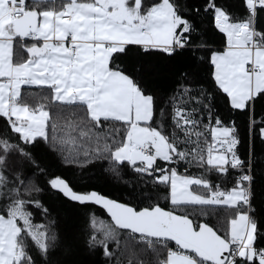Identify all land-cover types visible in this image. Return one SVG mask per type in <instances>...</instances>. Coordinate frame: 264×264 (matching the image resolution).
<instances>
[{"label":"snow or ice","instance_id":"obj_1","mask_svg":"<svg viewBox=\"0 0 264 264\" xmlns=\"http://www.w3.org/2000/svg\"><path fill=\"white\" fill-rule=\"evenodd\" d=\"M238 3L242 15L229 11L233 0H0V264H36L31 249L46 258L62 242L56 221L34 223L28 210L48 211L24 198L42 189L26 185L22 170L8 176L13 158L43 171L31 151L39 141L68 152L65 159L106 157L117 177L126 165L153 183L143 193L147 206L137 208L96 191L78 193L59 176L48 181L71 201L106 212L108 220L89 214L86 240L106 264H264V246L257 245L264 233L252 206L254 140L264 144V119H256L257 106L264 107V28L258 27L264 0ZM201 11L223 34L220 48L196 43ZM201 48L214 91L193 94L186 83L167 108H158L142 86V63L128 62ZM218 98L248 116L244 135L234 121L213 114ZM205 111L209 123L201 127L197 116ZM179 161L220 183L203 173L179 174L173 166ZM221 209L223 233L192 218L219 216Z\"/></svg>","mask_w":264,"mask_h":264},{"label":"trees","instance_id":"obj_2","mask_svg":"<svg viewBox=\"0 0 264 264\" xmlns=\"http://www.w3.org/2000/svg\"><path fill=\"white\" fill-rule=\"evenodd\" d=\"M181 2H186L188 5H199L203 0H181ZM229 11L243 14V8L239 5L238 0H233V6L229 8ZM191 14L188 13V15ZM194 24L199 35L196 43H206L208 49L211 50L222 46V41L225 38L223 34L215 29L211 15L201 11ZM258 27L264 28V13H260ZM204 56L205 49L201 48L185 52L183 55L168 56L157 53L142 58L130 57L128 62L129 64L142 63L143 70L140 73L142 86L156 96L158 108L161 106L167 108L168 105L165 104V101H168L173 95H179L181 86L186 83L192 86L193 94L200 90L214 91L215 86L211 79L213 69L211 65L200 59ZM193 57H195V63ZM29 90L33 92L47 91L35 88ZM256 112L261 113V115L256 116L257 120L264 119V107L258 105ZM213 114L219 116L225 124L234 121L240 133L242 135L246 133L249 122L248 116L239 111L230 112L223 99L218 98L214 101ZM197 118L201 120V127L203 124L209 123V116L206 111L203 114H198ZM212 123L214 124V121ZM4 127V122L0 120V129ZM207 138L211 142V136L208 135ZM249 142L251 141H246L241 146V154L248 149ZM187 147L191 148V145ZM254 148L257 153L258 166L255 169L252 185L254 193L252 206L255 209L257 219L261 221V232L264 233V144L259 139H255ZM181 150H183V147ZM31 151L39 164V169L43 171L41 172L28 165H17L14 162L15 158H13L8 165V176L11 178L15 172L22 170L26 178V185L36 184L42 189L41 192H32L31 197L25 195L24 198L39 200L43 208L48 211L45 213L42 210L35 209L34 206H30L28 210L34 212V223L47 224L49 221H56V231L62 241L49 252L46 258H41L34 248L31 249L36 264H106V258L101 251L89 249L86 243L88 234L92 232L88 223L89 214L95 213L98 217L108 220L110 218L106 212L94 204L82 205L71 201L59 191L52 189L48 181L59 176L65 179L73 190L78 193L96 191L107 198L137 208L147 206L148 202L141 203L143 193L152 189L153 183L147 176L134 173L126 165L121 176L117 177L111 171L112 162L106 157H84L80 154L75 160L72 158L65 159L69 156L68 152L50 150L43 141L37 142L31 148ZM190 159L191 157H189ZM158 163L164 166V162L158 161ZM173 166L179 174L198 176L203 173L214 182L220 183L213 174L205 173V170L198 168L195 163L179 161ZM221 187L230 188L231 185L222 184ZM21 191H23V186ZM159 203L166 209L171 207L170 203L164 200L163 197H161ZM218 211L219 216H195L192 218L197 223L207 222L223 233L227 228V221L223 219L225 210ZM257 245L264 246V238L258 237Z\"/></svg>","mask_w":264,"mask_h":264},{"label":"built area","instance_id":"obj_3","mask_svg":"<svg viewBox=\"0 0 264 264\" xmlns=\"http://www.w3.org/2000/svg\"><path fill=\"white\" fill-rule=\"evenodd\" d=\"M164 166L167 167V165H165V164H164ZM184 171H186V170H184ZM144 176H145V175H144Z\"/></svg>","mask_w":264,"mask_h":264}]
</instances>
